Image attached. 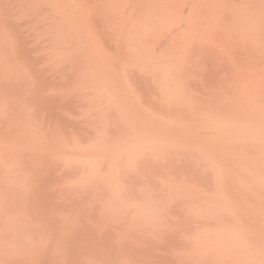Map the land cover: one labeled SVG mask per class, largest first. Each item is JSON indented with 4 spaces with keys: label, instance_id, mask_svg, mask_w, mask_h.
<instances>
[{
    "label": "bare ground",
    "instance_id": "6f19581e",
    "mask_svg": "<svg viewBox=\"0 0 264 264\" xmlns=\"http://www.w3.org/2000/svg\"><path fill=\"white\" fill-rule=\"evenodd\" d=\"M67 1L71 4L72 0ZM73 1L72 6L80 10L79 0ZM98 1L102 10L112 7L115 25L132 23L129 38L140 44L138 51L147 62L141 68L153 77L154 86L162 92L159 98L166 99L156 103L157 108L153 104L146 111L122 116L129 128L118 140L108 142L111 138L104 127L89 148L82 149V142L76 141L79 153L67 164L75 166L74 173L84 172L85 185L95 179L98 186H109L111 198L135 200L129 234L141 241V233H147L148 244L153 243L149 248L164 244V238L157 240L153 235L155 229L167 236L180 230L193 233L189 243L200 252L198 263L187 257L180 259L183 264H264V240H259L256 248L252 243L236 244L241 236H264V0ZM16 7L20 11L18 4ZM137 10H143L142 17L131 18ZM58 11L59 19L54 18L50 25L65 20L64 12ZM82 12L81 19L74 22L90 24L91 18ZM59 25L55 44L50 46L53 57L75 69L81 68L79 61L84 57H92L93 61L83 63L82 68L94 67V86L109 89L115 70L102 56L103 50L85 45L88 36L73 32L74 24ZM251 26L257 32L253 39ZM194 84L209 98L173 101L176 94L193 95ZM205 85L213 86L200 89ZM4 98L0 97V104ZM119 128L123 131L124 124ZM6 157L5 162L12 166L10 154ZM106 158L115 178L111 183L98 173ZM129 162L134 168H129ZM28 166L23 164L22 169L33 168ZM158 175H166V181L150 185ZM127 176H131L130 185L123 181ZM182 181L190 184L192 195L187 199L181 197L185 189L179 185ZM163 200L167 205L159 209ZM165 214L184 219L158 223ZM240 220L246 225L239 226Z\"/></svg>",
    "mask_w": 264,
    "mask_h": 264
},
{
    "label": "rangeland",
    "instance_id": "374dc122",
    "mask_svg": "<svg viewBox=\"0 0 264 264\" xmlns=\"http://www.w3.org/2000/svg\"><path fill=\"white\" fill-rule=\"evenodd\" d=\"M4 1L0 0V92L5 97L0 104V162L7 163L6 155L10 154L17 167L8 166L9 162L0 165V264H183L180 259L187 257L198 263L200 252L189 243L193 233L179 230L167 236L155 229L153 235L157 240L164 238V244L157 249H152V245L150 249L153 243L148 244L147 233H141L147 242L132 239L129 234L135 200L111 198L109 186H98L95 179L85 185L84 172L74 173L75 166L67 164L79 153L76 141L82 142V149L89 148L104 127L111 138L108 142L118 140L120 133L126 134L129 128L128 123L122 122L125 115L146 111L153 104L157 108L159 101L166 99L159 98L162 92L154 86L153 77L141 68L147 62L138 51L140 44L129 38L132 23L115 25L112 7L102 10L98 0H79L80 10L73 7V0L71 4L67 0ZM17 4L20 11L15 8ZM58 8L64 12L65 20L50 25L59 16ZM143 10L134 11L131 18L140 17ZM80 11L91 18L90 24L74 22L81 19ZM126 17L129 21L130 17ZM62 22L74 24L75 33L84 32L89 38L84 40L85 45L103 50L102 56L115 70L114 84L109 89L94 86V67L82 68L83 63L93 61L92 57L80 60L81 68L77 69L53 57L50 46L55 44L54 35ZM149 24L152 25L151 20ZM256 35L251 26V38ZM196 86L191 87L193 95L176 94L173 101L208 99L209 94ZM210 86L200 89L210 90ZM14 107L18 116L15 111L14 116L10 113ZM122 124L123 131L119 130ZM89 129L94 130L89 133ZM107 159L98 173L111 183L115 178ZM23 164L33 168L24 170ZM127 165L134 168L131 162ZM130 178H123L126 185H130ZM165 178L166 175H158L149 183L159 186ZM179 185H185L182 198L192 195L189 183L182 181ZM165 205L161 201L159 209ZM170 205L180 208L178 203ZM176 218L165 214L158 223L184 219ZM245 225L240 220L239 226ZM259 240H264V236L248 234L236 244L252 243L256 248Z\"/></svg>",
    "mask_w": 264,
    "mask_h": 264
}]
</instances>
